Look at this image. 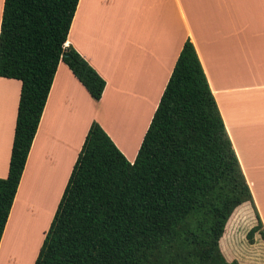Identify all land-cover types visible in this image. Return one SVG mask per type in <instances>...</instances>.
Returning a JSON list of instances; mask_svg holds the SVG:
<instances>
[{"label":"trees","instance_id":"obj_1","mask_svg":"<svg viewBox=\"0 0 264 264\" xmlns=\"http://www.w3.org/2000/svg\"><path fill=\"white\" fill-rule=\"evenodd\" d=\"M78 1L3 2L0 76L20 80L21 88L8 173L0 177V240L59 61L95 100L106 84L65 45ZM245 202L257 219L246 237L253 243L258 232L264 240L251 189L187 38L133 161L91 122L33 264H240L223 253H232L225 234Z\"/></svg>","mask_w":264,"mask_h":264},{"label":"crops","instance_id":"obj_2","mask_svg":"<svg viewBox=\"0 0 264 264\" xmlns=\"http://www.w3.org/2000/svg\"><path fill=\"white\" fill-rule=\"evenodd\" d=\"M187 38L264 226V0H79L65 45H72L106 84L95 100L59 61L0 240V264H18L5 259L6 237L10 250L18 231L30 227L25 217L34 224L46 215L37 222L42 227L34 263L93 120L130 161L135 159ZM20 88V80L0 76V177L8 173ZM118 101L127 132L139 115L124 140L109 120Z\"/></svg>","mask_w":264,"mask_h":264},{"label":"rangeland","instance_id":"obj_3","mask_svg":"<svg viewBox=\"0 0 264 264\" xmlns=\"http://www.w3.org/2000/svg\"><path fill=\"white\" fill-rule=\"evenodd\" d=\"M119 136H120V133H119ZM235 210L237 211V214L234 216V219H232V222L230 218V228L225 234L226 243L232 253L226 256L221 250L223 255L228 260L236 259L237 261H239L240 264H264V240L261 238L258 232H256L253 236V239H254L253 243H250L246 237L248 230L257 223V219L255 217L254 211L252 210L250 205L248 206V204L240 205ZM41 217H42L41 222L46 221V218H45L46 215H43ZM41 217L39 216V218L36 219L37 221L35 222L39 228L38 232L40 231V228L42 227L41 226L42 223H37ZM27 218L28 220L31 219L30 216L25 217L24 224L26 223ZM232 218H233V215H232ZM21 231H18L20 232V235L27 233V229H24ZM19 236L17 237V240L15 241L14 245L10 248V250L7 247V242H8L7 239H9V237H6L7 239H5V244H4V248L2 249V252L5 255V259H7L8 261L16 260L18 264H21L18 261L22 262V260L25 257V251H23V253L21 252H17L16 254L14 253V251L17 250L16 244H17V241L19 240ZM28 240H29V232H28ZM38 242H39V239L37 240L34 246V253H35ZM33 255L34 254L32 253V258H33ZM32 258L30 259L31 263H32Z\"/></svg>","mask_w":264,"mask_h":264},{"label":"bare ground","instance_id":"obj_4","mask_svg":"<svg viewBox=\"0 0 264 264\" xmlns=\"http://www.w3.org/2000/svg\"><path fill=\"white\" fill-rule=\"evenodd\" d=\"M121 104V101H118L116 103V105L112 108L111 113L109 115V120L111 125L115 128V130H117L120 133V137L121 139H126L128 132L130 130V132H133V130L135 129V124L138 121V117L139 115H136V118L132 119V122H134V125L132 126V122L131 124H127L129 126L128 132L123 128L122 123H123V119L120 117V111H119V105ZM140 109L143 108V106H139ZM130 123V122H128ZM122 128V130H121ZM49 197V196H48ZM43 216V215H42ZM37 217V216H36ZM41 217V216H40ZM25 225H29L30 227L27 228V233H24L23 235L19 236V240L17 241V250L14 251V253L16 254L17 252H21L23 253V251H25V257L24 259L20 262L21 264H30L31 263V258H32V253L34 254V246L37 242V240L39 239V232H38V226L36 225V223L33 224V219L31 218L30 220H26ZM24 230V229H22ZM22 232V231H21ZM28 232H29V240L28 238L26 239L24 236H28ZM22 234V233H21ZM16 264V263H15Z\"/></svg>","mask_w":264,"mask_h":264}]
</instances>
